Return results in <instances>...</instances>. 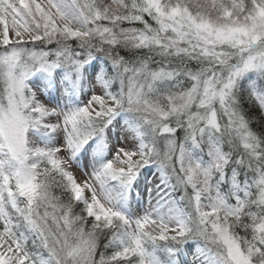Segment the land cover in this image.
Returning <instances> with one entry per match:
<instances>
[{"label": "snow or ice", "instance_id": "obj_1", "mask_svg": "<svg viewBox=\"0 0 264 264\" xmlns=\"http://www.w3.org/2000/svg\"><path fill=\"white\" fill-rule=\"evenodd\" d=\"M0 264H264V0H0Z\"/></svg>", "mask_w": 264, "mask_h": 264}, {"label": "rangeland", "instance_id": "obj_2", "mask_svg": "<svg viewBox=\"0 0 264 264\" xmlns=\"http://www.w3.org/2000/svg\"><path fill=\"white\" fill-rule=\"evenodd\" d=\"M74 171L76 172V175H77L78 178H83V169L74 167ZM141 184H142V181H141Z\"/></svg>", "mask_w": 264, "mask_h": 264}, {"label": "bare ground", "instance_id": "obj_3", "mask_svg": "<svg viewBox=\"0 0 264 264\" xmlns=\"http://www.w3.org/2000/svg\"><path fill=\"white\" fill-rule=\"evenodd\" d=\"M146 175H150V173H148V174H146ZM143 183H144V181L142 180V184H141L142 186H143Z\"/></svg>", "mask_w": 264, "mask_h": 264}]
</instances>
